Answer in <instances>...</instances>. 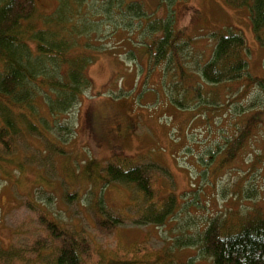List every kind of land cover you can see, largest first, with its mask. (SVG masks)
<instances>
[{
    "label": "rangeland",
    "instance_id": "1",
    "mask_svg": "<svg viewBox=\"0 0 264 264\" xmlns=\"http://www.w3.org/2000/svg\"><path fill=\"white\" fill-rule=\"evenodd\" d=\"M118 1L35 0L31 22L36 29H44L45 17L59 7L68 13L70 22L62 25L66 32L61 35L72 46L74 40L70 58L90 61L84 73L91 87L72 112L55 118L60 126L72 125L65 139L53 135L56 130L54 138L45 133L49 145L25 130L9 156L0 149L5 156L0 161V249L13 248L20 261L31 262L40 253L44 256L38 264H51L58 243L45 225L51 221L84 238L85 264L144 263L171 254L168 246L177 228L168 226L174 223L164 228L136 225L144 221L139 218L147 204L142 195L134 186L104 183L103 167L115 158L164 168V175L152 178L155 205L161 203V208L173 195L178 208L182 205L180 220L201 224L204 204L209 212L257 211L264 217V90L242 80L218 87L203 84L206 97L198 109L176 108L170 103L169 75L163 79L165 65H153L148 48L162 32L149 34L144 27L170 18L176 35L194 42L193 55L183 60L189 68L210 59L212 32L239 31L246 42L248 72L264 84V46L254 38L248 9L230 7L224 0H135L145 14L139 20L116 8ZM241 90L246 92L240 95ZM37 110L38 117L53 122L41 102ZM242 130L247 133L239 140ZM97 202L104 206L101 213ZM108 215L124 225L98 228L97 219ZM45 240L46 246L36 251ZM175 254L210 264L193 248Z\"/></svg>",
    "mask_w": 264,
    "mask_h": 264
},
{
    "label": "trees",
    "instance_id": "2",
    "mask_svg": "<svg viewBox=\"0 0 264 264\" xmlns=\"http://www.w3.org/2000/svg\"><path fill=\"white\" fill-rule=\"evenodd\" d=\"M224 3L233 8L248 9L254 38L259 45L264 46V0H224ZM116 4V8L122 9L123 13L130 16L133 14L139 20L145 17L141 4L135 0H119ZM35 12V0H0V149L7 150V156L13 151L15 138L19 134L24 135L25 130L44 137L49 145L53 143L45 137V133L53 138V135H59L63 139L70 135L72 125L60 126L55 118L72 112L83 92L91 87L89 78L84 73L90 61L82 57L70 58L69 50L74 46V40L71 39L72 46L69 38L61 35V32H66L62 25L70 22L66 21L69 19L68 13L59 7L54 14L45 17L44 29H36L31 22ZM153 22L155 25L146 22L145 30L149 34H153L149 31H161L162 36L154 39L148 46L149 52L153 65H159L160 62L165 65V69L162 68L163 79L165 75H169L170 103L176 108L198 109L199 103L204 102L202 99L206 97L203 84L218 87L242 80L256 83L264 90V84L248 72L246 42L241 32L231 28L212 32L209 38L214 46L210 59L202 66L193 64L189 68L188 62L183 60L188 59L190 54L193 55V40L179 38L170 18L168 21ZM69 32L75 35L77 30L70 29ZM198 58L201 59L202 56ZM245 92L241 90L240 95ZM36 102L44 105L52 123L45 117H38ZM58 127L65 132V136ZM246 133L247 131H240L239 140L245 138ZM4 157L0 154V161H4ZM164 170L151 162L135 165L124 158H115L103 167L102 179L105 184L116 182L134 186L147 202L139 217L144 221H135L136 225L147 223L157 226L156 228H164L173 222L168 227L177 228L172 236V243L168 246L171 254L168 252L151 262L141 263L130 259L111 264H196L192 256L184 260L175 254L185 248L196 249L197 254L210 264H264L262 214L257 211L239 214L233 209H226L224 213L209 212L208 205L204 204L202 210L206 212V216L203 221L201 219V224L187 219L180 220L177 213L181 211L182 205L178 208L172 194L161 208V203L156 206L158 200L151 187L152 178L164 175ZM195 200H199V197ZM97 203L101 213L104 206L102 202ZM185 205L184 203L183 206ZM175 220L182 223L179 227L181 231ZM96 223L100 229L124 225L121 218L114 215L98 218ZM45 225L53 242L58 241L56 252L51 254V264H85L82 261V255L87 253L84 238L64 230L55 221ZM46 241L40 242L36 251L40 250V246L45 247ZM13 250L0 249V264H15L17 260L23 264H38L44 256L36 253L35 259L24 262L20 261L22 257L17 258L20 255L15 256Z\"/></svg>",
    "mask_w": 264,
    "mask_h": 264
},
{
    "label": "flooded vegetation",
    "instance_id": "3",
    "mask_svg": "<svg viewBox=\"0 0 264 264\" xmlns=\"http://www.w3.org/2000/svg\"><path fill=\"white\" fill-rule=\"evenodd\" d=\"M113 131H115V130H113Z\"/></svg>",
    "mask_w": 264,
    "mask_h": 264
}]
</instances>
